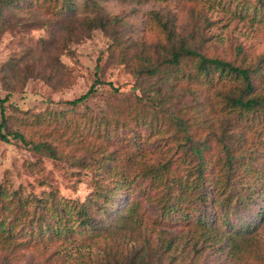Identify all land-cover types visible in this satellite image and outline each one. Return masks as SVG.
<instances>
[{
    "label": "rangeland",
    "instance_id": "rangeland-1",
    "mask_svg": "<svg viewBox=\"0 0 264 264\" xmlns=\"http://www.w3.org/2000/svg\"><path fill=\"white\" fill-rule=\"evenodd\" d=\"M26 1L9 6L0 24V99L7 98L2 106L7 127L1 132L18 131L27 142L50 144L57 155L50 158L34 153L30 146L12 137L7 142L0 141V184L24 196L41 198L55 190L66 199L83 202L96 186H108L112 179L95 176L96 166H85L80 161L94 159L105 165L113 156L127 172L128 194L117 195L105 206L103 223L116 222L117 213L128 202L137 209L143 223L132 231H148L139 235L132 252H125V248L119 252L122 248L118 247L120 258H130L150 241L153 245L148 257L140 259L135 255V264H230L229 250L223 244H198L194 250L187 244L182 246L185 252L179 246L178 263L156 253L162 240H185L195 231L190 224L161 221L155 200L165 179L184 180L190 173L191 178L198 174V159L189 150L192 139L195 144H206L201 181L206 196L197 205L187 204L191 207V221L209 219L212 223L217 218L221 222L219 215L225 213L229 221L225 231H231L233 226L237 230L255 227L264 244V224L256 228L264 196L243 199L241 204L240 196L246 193L237 180L230 179L225 190L218 192L225 193L220 198L222 205L213 204V191L219 185L216 177L225 176L222 172L226 168L221 167L228 161L227 150L235 159L245 157L246 161L252 155L257 163H264V110L258 108L241 116L238 109L223 104L226 97L239 96L245 83L236 85L233 80H223L209 91L185 82L167 81L161 73L140 76L138 81L135 78L138 71L149 70L142 69L140 59L162 61L169 57L170 50L183 45L209 57L236 61L242 67L252 65V95L264 97V69H253L264 65L260 62L264 58V25L251 22V16L238 19L235 7L228 9L223 3L218 6L219 0L197 1L202 4L189 0H76L70 14L59 12L63 0L43 4ZM101 18L114 22L105 30L83 29L84 23L96 25ZM68 26L70 32H64ZM122 50L129 59L127 64L115 58ZM10 62L16 66H9ZM97 79L104 84L97 85L88 99L77 106L67 104L86 94ZM140 97L149 98L151 104L146 105ZM112 112H119L118 118L129 128H109L112 132L106 144L98 140L93 146L85 139L84 148L79 138L75 139L72 126L18 125L64 113L70 122L72 118H82L87 127L89 121L102 120ZM247 130L248 139L239 146ZM97 148L100 150L91 157ZM167 163L170 164L164 169ZM153 167L160 169L156 177H150ZM229 197L232 201H223ZM125 214L123 210L120 219ZM99 263L102 264L94 252L79 241L75 246L61 241L28 248L0 243V264Z\"/></svg>",
    "mask_w": 264,
    "mask_h": 264
},
{
    "label": "trees",
    "instance_id": "trees-1",
    "mask_svg": "<svg viewBox=\"0 0 264 264\" xmlns=\"http://www.w3.org/2000/svg\"><path fill=\"white\" fill-rule=\"evenodd\" d=\"M20 0H0V24L1 20L6 14V10L9 6L18 5ZM47 0H28L26 2H34L35 4H43ZM76 0H63L59 8V12L70 14L73 12V2ZM194 2L202 0H189ZM200 2L197 4H202ZM223 3L224 7L231 9L235 7L236 15L238 19H245L251 16V22L258 25H264V0H219L218 6ZM33 4V3H32ZM205 5V4H204ZM2 18V19H1ZM110 22H114L113 20ZM109 21L101 18L97 20L96 25L94 23L86 22L82 25L83 29L100 28L105 30L110 24ZM71 27H65L64 32L69 33ZM170 36L167 35V38ZM114 52V49L111 51ZM116 60L120 64L129 63V59L125 57L124 51H120ZM127 60V61H126ZM264 64V58L260 60ZM143 63L142 69H149L144 71H138L135 74V78L138 79L143 75L160 74L167 77V81L172 79L174 83L185 82L188 85H194L201 90H211L210 87H215L223 80H233L234 84L239 85L242 82L245 83L246 88L241 90V93L237 97H226L223 102L224 107H231L232 109H238L239 114L249 115L251 112H256L258 108L264 110V97L259 95H252V84L250 80V74L253 72L251 66L242 67L236 61L229 62L218 58L209 57L203 53H199L196 50L181 45L178 49L170 50L169 57L162 61H152L149 58L140 59L139 63ZM9 66L15 67V62H10ZM126 66V65H125ZM98 68V65H97ZM264 69V65H255L254 72L257 69ZM152 69V70H151ZM11 71L10 69H5ZM159 75L160 78L162 76ZM104 84L99 79L95 80L88 90V92L77 99H74L67 104L70 106H77L86 99H88L95 91L97 85ZM113 90L114 87L110 83H106ZM192 87L189 91L193 90ZM247 96V98H243ZM140 101H144L146 105H150L149 98H139ZM7 101V98L1 100V123H0V141H8L9 137H12L26 146H30L34 153L42 154L50 158H56V151L50 144L46 143H33L27 142L24 136L18 132H11L6 130L7 133L3 134L1 131L6 129L7 121L4 118L3 104ZM119 112L101 117L102 120L89 121L87 127L82 122V118L70 119L62 113L55 118L46 119H34L31 122L21 121L19 126H38L57 124L61 126H72L73 133L77 134L76 140L82 143V148L85 147L83 142L88 140L92 142L94 146L96 141L101 140L103 144H106L107 139L111 136L109 128L118 130L120 127L129 128L124 124L121 119L118 118ZM67 118V119H66ZM176 117H172L175 120ZM49 120V121H48ZM154 120V119H153ZM247 117L245 121H247ZM48 121V122H47ZM179 122V121H175ZM179 124V123H178ZM245 131V137L240 138L239 142L241 146L248 139V132ZM83 141V142H82ZM85 143V142H84ZM237 145V147H239ZM100 149H93L90 156L96 154ZM190 152L198 159V166L196 171L198 174L191 178V173L183 180L181 177L175 179H165V183L161 184L163 188L160 189L161 194L156 197L157 206L160 210L161 221H168L169 223H181L190 224L191 229H194L193 236L189 238L179 239L176 242L174 240L161 241L158 243L156 253L161 256L168 257L170 261L177 262L180 258L178 249L184 245L191 244L192 250L196 249V245L203 244L202 246H209L211 244L220 246L223 244L224 249L229 250V262L230 264H237V261L244 262L246 264H264V244L262 240H259L255 227L251 229H239L232 227L231 231H225L229 226V221L221 213L219 218L221 222L213 220L210 223L209 219L193 222L189 217L188 203L197 205L203 202L204 194L202 192V173L205 170L204 162L206 161L204 151H206V144H195L191 139V145L189 147ZM105 152V151H101ZM100 152V153H101ZM228 161L224 163L221 168H226V172H222L225 176L219 175L217 183L218 188L213 191L215 200L213 204L222 205V199L220 198L225 193L221 192L225 190L226 183L229 180H237V184L241 185L246 195L240 196L241 204L243 199H255V196H264V163H257L254 156H249L246 161L245 157L242 159H235L230 155L227 150ZM100 155V154H99ZM92 157V156H91ZM99 158V157H98ZM91 159V158H90ZM114 157L111 156L107 159L105 165L99 160L95 162H86L85 158L80 161V164L96 166L97 171L94 172L95 176H108L112 179V183L108 186H96L95 189L89 194V196L83 202H77L70 199H66L60 195L58 191L52 190L45 196L37 198L28 194L24 196L19 190H12L6 184H0V243L3 244H16L19 248H28L37 245H50L57 242H65L69 245H76L79 241L81 245L94 252L95 258L99 259L102 264H135V255L140 259L148 257V251L152 247L150 241H146L143 247L134 252L133 256L128 259L120 258L119 252H122L125 248V252H132L133 244L140 238L141 234H147L148 231H132L136 227L143 226L140 220L137 209L128 205L125 202L122 208L117 213L116 222L110 225H105L102 219V213L105 210V206L109 205L117 195L123 193L128 194L127 191V172L122 165H117V161H114ZM96 163L100 164L96 165ZM170 164V163H169ZM164 166V169L169 165ZM159 168L153 167L150 172V177H156L159 173ZM214 175V174H213ZM202 181V182H201ZM199 185H201L199 187ZM263 187L259 192L257 189ZM194 191V193H193ZM122 192V193H121ZM219 197V199H217ZM230 202L232 198H224L223 201ZM125 211V216L120 219L122 215L120 213ZM223 214V215H222ZM258 222L256 228L264 224V207L260 208L257 212ZM117 224V225H114ZM249 227V225H248ZM251 227V226H250ZM120 228H129L130 231H115ZM229 229V228H228ZM114 230V231H113ZM140 235V236H139ZM145 241V240H144ZM79 246V245H78ZM180 246V247H179ZM122 248L118 252L117 248ZM182 252H185V247H182ZM181 252V253H182ZM142 254V255H141ZM100 264V263H99ZM138 264H147V261H141Z\"/></svg>",
    "mask_w": 264,
    "mask_h": 264
}]
</instances>
